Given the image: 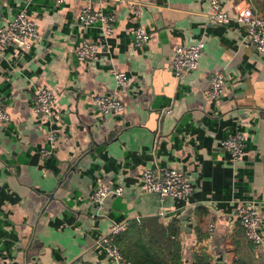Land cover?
<instances>
[{
	"label": "crops",
	"instance_id": "1",
	"mask_svg": "<svg viewBox=\"0 0 264 264\" xmlns=\"http://www.w3.org/2000/svg\"><path fill=\"white\" fill-rule=\"evenodd\" d=\"M262 3L220 0L232 18L222 26L210 22L208 0H0V27L26 10L40 34L31 49L0 56L9 116L0 124V264H113L101 239L113 223L132 222L165 258L178 248L181 264H226L228 253L231 264H264V245L245 239L236 216L253 202L264 237V56L235 22L247 7L264 16ZM87 7L111 19L110 34L100 20L82 26ZM137 26L148 34L142 47L132 40ZM83 42L104 49L79 62ZM200 42L197 69L176 79L174 50ZM218 71L226 89L211 101L209 77ZM115 73L126 75L121 89ZM41 87L55 98L49 119L34 113ZM111 95L124 106L120 115L93 105ZM234 134L244 137L237 163L220 146ZM156 167L183 172L190 195L179 201L144 190L141 173ZM100 186L124 191L99 206L90 194Z\"/></svg>",
	"mask_w": 264,
	"mask_h": 264
},
{
	"label": "built area",
	"instance_id": "2",
	"mask_svg": "<svg viewBox=\"0 0 264 264\" xmlns=\"http://www.w3.org/2000/svg\"><path fill=\"white\" fill-rule=\"evenodd\" d=\"M32 0H25L30 3ZM57 5L63 4L66 0H54ZM211 12L209 20L217 25H228L232 18L228 13L221 9L220 0H208ZM137 14V11H134ZM100 20L105 27V32L110 34V18L101 16L93 12L89 7L82 9L79 21L82 26H87ZM235 22L244 29L242 41L249 43L256 52L264 56V16L254 13L251 7L245 8L235 17ZM134 46L142 47L148 41L147 32L137 26L131 31ZM40 34L34 21L30 19L26 10H21L5 25L0 27V56L7 48L31 49L39 40ZM203 43H197L190 47H177L174 50L171 59L172 73L176 79L180 80L190 71L198 67V58L202 51ZM104 49L102 44L83 42L76 50V58L79 62L92 60ZM114 80L117 89L126 85V75L124 73H115ZM226 76L222 71L214 72L209 77V88L207 97L211 101L220 99L226 89ZM34 113L40 118L49 119L53 116L55 98L53 93L44 87L35 90ZM93 105L99 113L103 115H120L124 106L116 95L96 96L93 98ZM9 116L0 99V124H6ZM48 142L52 145L55 141L53 134L48 136ZM221 149L229 153L231 160L235 163L240 162L244 157V137L241 134L228 136L221 142ZM45 154V153H44ZM47 154V153H46ZM141 187L151 193L157 194L161 199L173 198L184 201L191 193L192 186L186 180L183 172L176 168L156 167L146 169L139 178ZM122 186H100L90 194L91 201L102 206L104 200L109 196H121L123 194ZM238 222L243 230L245 239L254 247L264 245V237L261 233V219L257 208L253 202L241 204L236 211ZM124 224L113 223L107 234L101 239L105 248V257L113 264H130L114 243L113 236L125 229ZM69 264H83L82 260H76Z\"/></svg>",
	"mask_w": 264,
	"mask_h": 264
},
{
	"label": "trees",
	"instance_id": "3",
	"mask_svg": "<svg viewBox=\"0 0 264 264\" xmlns=\"http://www.w3.org/2000/svg\"><path fill=\"white\" fill-rule=\"evenodd\" d=\"M262 6L264 7V3ZM113 239L122 256L130 264H181L178 248L168 259L165 258L161 249L147 240L143 227L137 222L128 224L123 231L115 234Z\"/></svg>",
	"mask_w": 264,
	"mask_h": 264
},
{
	"label": "water",
	"instance_id": "4",
	"mask_svg": "<svg viewBox=\"0 0 264 264\" xmlns=\"http://www.w3.org/2000/svg\"><path fill=\"white\" fill-rule=\"evenodd\" d=\"M191 213V210H188L186 211V216L187 214H190ZM231 257H232V253H228L225 257V261H226V264H231Z\"/></svg>",
	"mask_w": 264,
	"mask_h": 264
}]
</instances>
